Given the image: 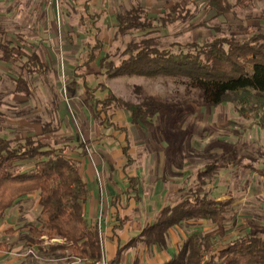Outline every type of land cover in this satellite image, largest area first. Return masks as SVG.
I'll return each mask as SVG.
<instances>
[{
	"label": "rangeland",
	"instance_id": "rangeland-1",
	"mask_svg": "<svg viewBox=\"0 0 264 264\" xmlns=\"http://www.w3.org/2000/svg\"><path fill=\"white\" fill-rule=\"evenodd\" d=\"M85 1L57 0L58 7L54 10L49 0H0V40L13 42L24 53L17 62L8 63L1 59L0 50V136L20 139L32 135L46 150L71 146L68 155L76 159L84 179L94 176L99 189L101 202L96 206L95 218L87 220L88 225L101 220L106 226L109 220L106 199L110 194L107 185L120 189L123 179L119 172L123 136L95 122L93 102L86 99L82 77L91 87L98 78L116 96L133 104L148 103L152 98L168 111L159 112L147 124L129 123L121 113L118 118L129 125L136 166L141 168L144 186L149 184L146 190H151L150 184L156 177L166 182L167 189L168 182L179 183L192 175L185 188L172 196V203H179L191 197L197 186V171L215 163L217 169L206 178L205 190L211 197L228 200L230 204L224 214L225 237L203 252V256H208L209 261L219 245L225 247L239 235L249 232L264 235V176L260 172L264 170V129L249 115L240 116L233 101L209 105L202 90L185 76L110 78L106 69V64L116 66L125 59L128 44L141 38H153L159 48L170 49L176 43L182 45V51L191 52L193 48L187 43L202 44L214 36L228 37L231 32H241L237 38L246 36V31L264 32V21L260 18L264 2L255 1L249 7L215 16L207 7V0H89L100 17L96 18L98 29L87 33ZM175 3L190 9L192 18L159 30L129 31L123 35L116 32V13L138 4L145 9L148 19L159 25V17ZM95 36L104 43L105 66L97 61L78 67L86 60L87 46L94 45ZM171 49L176 51L178 47ZM35 56L38 64L35 59L32 63ZM26 62L28 65L24 66ZM35 64L36 70L29 75L28 67ZM18 79L28 80L29 94L19 90ZM96 96L101 98L103 93L98 91ZM47 123L52 130L44 132ZM34 164L35 160L15 161L12 171H27ZM88 164L94 168L92 175L85 171ZM170 197L168 193L167 201H171ZM39 213L38 200L30 195L2 214L0 264H82L70 257L69 251L45 255L38 244L32 243L31 239L36 238L30 229L39 226ZM215 227L210 221L189 220L182 229L188 236ZM41 239L45 241L41 243L43 248L61 242Z\"/></svg>",
	"mask_w": 264,
	"mask_h": 264
},
{
	"label": "trees",
	"instance_id": "trees-1",
	"mask_svg": "<svg viewBox=\"0 0 264 264\" xmlns=\"http://www.w3.org/2000/svg\"><path fill=\"white\" fill-rule=\"evenodd\" d=\"M255 1L264 2L235 0L231 3L229 0H207V7L215 16H224L236 8L254 5ZM99 17V13L91 15V23L95 25L96 18ZM188 18H192L190 9L175 3L169 12L159 17V25H156L153 20L147 18L143 6L137 4L115 14L116 32L123 35L129 31L159 30ZM260 18L264 21V4ZM95 28L98 29V26L95 25ZM95 28L94 30H97ZM245 33L246 36L241 38H237L241 32H231L228 37L214 36L202 44L187 43V46L193 48L191 52L182 51V45L176 43L172 44L170 49L159 48L153 38H141L128 44L124 50L128 56L118 65L106 64L107 74L110 78L159 74L185 76L202 90L209 105L233 101L240 116L247 118L249 115L264 129V32L258 30L254 34L248 31ZM103 46L104 43L96 38L94 45L87 46V58L78 67L95 61H98L100 66H105ZM175 47H178V50L173 51L171 48ZM0 50L1 59L8 63H15L24 55L19 46L7 40H0ZM33 60L36 64L39 63L37 56L32 58V63ZM36 64L32 68L28 67V74L36 70ZM82 80L86 99L93 102L95 122L101 127L123 132L126 141L128 128L113 120L116 111L126 110L131 122L137 124H147L159 112L168 111L165 105L152 98L148 103L141 104L125 101L110 91L104 82L98 81V78H95L96 83L92 87L86 78L82 77ZM17 84L20 91L29 94L27 79H18ZM98 91L103 93L101 98L96 96ZM51 130L50 123L44 125V132ZM44 148L45 146L32 135L20 139H5L0 136V218L21 199L37 193L40 206L39 226L30 229L36 238L31 239L32 243L38 244L40 251L45 255H56L58 251L64 254L69 251V256L80 260L82 264H100L103 259L100 231L98 225L89 226L84 217L83 204L88 194V185L80 172L78 162L68 155L72 147L64 145L48 150ZM129 150L130 144L127 142L122 147L125 166L133 162ZM25 160H35L32 169L18 173L12 171L13 162ZM216 169L215 163L199 169L196 173L197 186L191 192V197L188 196L175 205L164 206L156 220L146 225L138 237L119 248L116 258L108 264H115L124 249L139 242L164 246L170 227L183 225L189 220H205L216 227L205 233L189 234L178 253L164 263L199 264L202 253L212 249L226 234L224 214L230 201L216 200L205 190L206 178L212 176ZM260 172L264 176V170ZM130 181L131 191L135 192L137 179L130 178ZM112 205L117 207L115 202ZM41 237H46L47 242L53 239L61 242L49 243L43 248L41 243L45 241ZM208 263L264 264V235H258L256 232L239 235L228 241L225 247H218L209 257Z\"/></svg>",
	"mask_w": 264,
	"mask_h": 264
},
{
	"label": "crops",
	"instance_id": "crops-1",
	"mask_svg": "<svg viewBox=\"0 0 264 264\" xmlns=\"http://www.w3.org/2000/svg\"><path fill=\"white\" fill-rule=\"evenodd\" d=\"M90 1L86 0L83 3V8L85 10L84 12L87 15V19L89 20V28L86 29L87 33L93 31L96 25L91 23V15L93 16L95 13H99L91 6ZM93 38L96 42V36ZM120 113L124 115V120H127L129 123L131 122V120L126 110H118L113 116V120L115 122H117L121 126H125L128 128V141H126V135L123 132L113 130L112 128L108 129H111L115 133H120L123 136V146H121L119 150L122 156L120 160L119 172L123 179L120 182V189H117L113 184L112 185L115 188H113V186L107 185V188L110 192L109 197L106 199L108 202V224L104 226L101 220L93 222L94 225H98L100 236L102 239V256L103 259L108 263L116 258V254L119 248L123 247L130 240L138 237L141 230L146 225H150L156 220L159 211L164 206L175 205L178 203H172L174 201L172 196L180 193L182 189L185 188L184 186L187 185L189 179L192 176H186L183 181L179 183L175 181L173 183L168 182L167 189L166 187H164L166 182L160 179V177H156L150 184L152 186L151 190L147 191L146 188H149V184H147V187L144 186L143 176L139 171L141 168L136 166V159L134 157V149L132 147V137L130 134L129 125L128 123H121L120 119H118ZM127 142H129L130 144L129 152L133 159L132 164L129 166H125L126 161L122 153V147H124ZM110 159L111 158H109V162H112V160ZM85 171H87V173L90 175L95 173L94 168H91L89 164L87 165V169ZM93 177L94 176H92V178ZM92 178L88 176L87 180L84 179L88 185V194L83 204V213H86V217L84 215L86 221L90 219L93 220L95 218L94 212L96 210V206H99L98 203L101 202L99 199L98 186L95 182V179ZM130 178L137 179L134 186L136 189L135 192L131 191L132 188L130 187ZM168 193L171 196V201H167L166 199ZM31 195H35L36 199L38 200L37 193ZM215 199L222 200L219 198ZM114 202L116 203L117 207H114L112 205V203ZM150 207H152V209L154 210H150ZM10 208H8L7 210H9ZM5 218L8 219L9 215H5ZM182 228L183 225H175L173 227H170L167 234L166 244L164 246H159L158 244L147 245L143 242H139L134 246H130L124 249L120 255L119 260L115 264H164L178 253L184 239L187 237V234ZM219 246L221 247L222 245Z\"/></svg>",
	"mask_w": 264,
	"mask_h": 264
},
{
	"label": "built area",
	"instance_id": "built-area-1",
	"mask_svg": "<svg viewBox=\"0 0 264 264\" xmlns=\"http://www.w3.org/2000/svg\"><path fill=\"white\" fill-rule=\"evenodd\" d=\"M49 4L51 5V8L54 10H56L58 7L57 6V0H49ZM54 240H56V239L51 240V242H54ZM100 264H108V262H106L104 259H102ZM200 264H209L208 263V256H203Z\"/></svg>",
	"mask_w": 264,
	"mask_h": 264
}]
</instances>
